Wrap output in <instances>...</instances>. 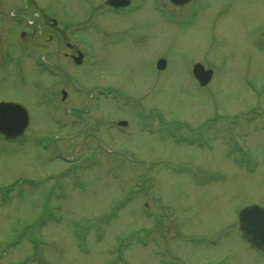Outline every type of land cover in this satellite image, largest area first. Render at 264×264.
<instances>
[{
	"label": "rangeland",
	"instance_id": "1",
	"mask_svg": "<svg viewBox=\"0 0 264 264\" xmlns=\"http://www.w3.org/2000/svg\"><path fill=\"white\" fill-rule=\"evenodd\" d=\"M105 1H36L88 54L58 65L109 87L103 122L90 93L79 116L71 92L44 104V78L22 49L14 63L0 56V102L25 106L26 134L39 136L1 148V185L28 178L0 195V264H264L238 223L244 207H264V0H132L118 14ZM6 6L19 15L25 2ZM15 20L4 24L11 48ZM196 62L214 72L207 88Z\"/></svg>",
	"mask_w": 264,
	"mask_h": 264
},
{
	"label": "flooded vegetation",
	"instance_id": "2",
	"mask_svg": "<svg viewBox=\"0 0 264 264\" xmlns=\"http://www.w3.org/2000/svg\"><path fill=\"white\" fill-rule=\"evenodd\" d=\"M6 1L0 0V56H3L1 61L5 58H8L9 60H12V58H14L15 60L19 59L20 54L18 50L22 49V54H24L25 56L26 55L30 56L29 59H31L30 60L31 65L35 67L37 72L40 74V76L44 78L43 82L41 81L39 82L40 87L42 86L43 88H46L48 90L46 94L47 97H45L43 101L44 104H49V103L53 104L56 102L58 103L59 90L62 94L63 102L66 101V98L71 92V94L73 95L72 96L73 100L70 101L71 103L70 108L74 109V111H77L80 108L75 106L76 102L82 103L84 101V97L86 95L88 96V94L90 93L88 100L91 99L90 101L92 102L93 105L92 107H90L89 111L91 112L96 110L99 111L101 114L100 118L102 121V118L106 113L104 107L106 104L104 92H107L109 90V87L102 85L93 86V84H90L89 86H85V84H83L82 82H78V81L76 82L75 76L74 77L71 76L72 74L67 72L66 67L64 66L60 67L58 65L59 64L58 62L61 61H63L66 64L68 63L69 66L72 67H79L88 63L86 53L79 50L76 44L74 45L70 41V37H71L70 28H72V24L60 25L59 21L56 18L46 13L44 9L38 8L36 2L37 0H22L25 2V7L24 9L20 10L19 15H14L15 10H10L11 14H7L6 12L7 10H9V8H7V6L5 7ZM29 6L35 8L32 16H28L25 12H23L26 9H28ZM108 10L116 14L120 12V10H114V9H108ZM8 16L16 19L14 22L18 23L20 26L19 38L18 40L15 41L16 49L11 48L13 46L11 42L8 43L6 41L7 33H10L7 31L5 32L6 28L4 27V24L8 21ZM14 35L15 34H13V36ZM32 47H38L37 48L38 51H36L33 55H30L31 54L30 50L32 49ZM14 51L18 52V54H16V52ZM80 54L82 55V57H80ZM38 59H40V61H42L45 64V68L38 66V61H37ZM54 61H57V63ZM159 72L161 73V71H158V73ZM61 86L62 89H59ZM63 93L66 94L65 98H63ZM103 110L104 113L102 116ZM78 111L79 112L77 114L79 116V113L82 111L81 110ZM81 117H82V123L86 122L84 121V115ZM90 122L92 124H90ZM95 123L96 122L89 120L87 128L91 127L92 125H95ZM29 129H30V125L26 129L24 133L25 134L24 137L17 140H6L4 136L0 135L1 138L0 140L3 141L0 143V152L2 150L1 148L10 145V143H18L19 140L32 139L34 144L37 145L35 141L39 139V136L37 135L34 136L33 138L27 136L26 132ZM105 132H106V126H105ZM4 151L6 152V150ZM22 176L23 177H21L22 179H20V181L15 180L14 182L17 181L21 182L28 178L27 175H22ZM37 177L39 176L37 175ZM15 185L16 184H12V183L1 185L0 183V190L5 192L8 189L11 190L13 187H15Z\"/></svg>",
	"mask_w": 264,
	"mask_h": 264
},
{
	"label": "water",
	"instance_id": "3",
	"mask_svg": "<svg viewBox=\"0 0 264 264\" xmlns=\"http://www.w3.org/2000/svg\"><path fill=\"white\" fill-rule=\"evenodd\" d=\"M176 5L187 4L190 0H170ZM131 0H108L107 4L123 8L130 4ZM167 65L165 59H160L157 63L158 69H164ZM193 73L199 83L204 86L212 78L213 71L206 70L201 64H195ZM29 123V115L25 107L14 102H0V133L7 138H17L21 136ZM122 121L120 125H126ZM240 232L244 239L252 247L264 252V207L256 204L249 205L239 212Z\"/></svg>",
	"mask_w": 264,
	"mask_h": 264
}]
</instances>
